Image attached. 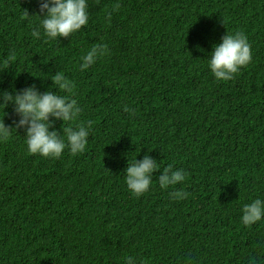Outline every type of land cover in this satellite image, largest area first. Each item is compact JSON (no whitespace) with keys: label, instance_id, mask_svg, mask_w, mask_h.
I'll return each mask as SVG.
<instances>
[{"label":"trees","instance_id":"obj_1","mask_svg":"<svg viewBox=\"0 0 264 264\" xmlns=\"http://www.w3.org/2000/svg\"><path fill=\"white\" fill-rule=\"evenodd\" d=\"M42 2L0 0V93L34 87L67 96L51 79L61 71L81 112L65 123L49 116V130L63 136L86 122L91 130L84 151L44 157L27 152L15 104L0 108L11 131L0 140V264H84L90 254L101 264H124L125 256L226 264L228 252L229 264H264V217L245 230L235 223L244 203L264 200V0H87L88 23L50 41L31 36L32 24L43 33L35 22L46 15ZM223 29L253 40L248 77L260 100L247 86L225 90L223 115L232 119L218 124L207 58ZM93 44L107 50L81 70ZM13 50L16 59L3 64ZM227 130L237 132L230 142ZM145 155L158 167L134 196L124 169ZM168 164L185 180L161 189ZM177 190L187 196L170 198Z\"/></svg>","mask_w":264,"mask_h":264},{"label":"clouds","instance_id":"obj_2","mask_svg":"<svg viewBox=\"0 0 264 264\" xmlns=\"http://www.w3.org/2000/svg\"><path fill=\"white\" fill-rule=\"evenodd\" d=\"M40 9L46 10V15L43 18L35 15L37 17L35 22H38V26L43 29L41 34L32 24L31 36L35 39L43 38L50 41L56 40L58 36H66V39L70 33L73 34L85 26L89 19L87 0H43L40 3ZM25 15L30 17L27 11ZM246 34L242 29H223L215 37L214 45L207 58L208 67L215 79H212L214 83L211 90L218 92V96L211 104L210 112L218 124L223 119H232L230 116L223 115L226 105L220 97L225 90L232 87L244 89L247 86L250 89V99L253 102L260 100L258 85L248 77L252 74L251 65L256 51L253 40L251 38L249 40ZM106 50L104 44H93L80 56L79 68L87 69L98 57L103 56ZM15 59L16 53L13 50L2 63L7 65L8 61ZM51 79L54 85L66 90L69 95L59 96L51 91L40 93L34 87L25 88L15 95H10L5 91L0 93V100H2L0 108L4 110L9 102L15 104V111L21 117L18 122L19 126L27 125L24 142L28 153H39L44 157H58L66 147L72 154L80 153L85 150L91 122L77 124L74 127H64L63 136H59L56 131L49 130L51 123L49 116L61 119L65 123L77 119L81 112L77 100L71 98L74 89L72 81L61 71L53 75ZM124 110L130 111L127 106ZM10 133V126L6 125L3 119L0 121V140L7 139ZM236 133L227 130L226 140L230 142ZM157 167L156 161L148 155L139 161L136 156L132 158L124 169V183L128 191L134 196L145 193L152 182L151 173ZM207 169H209L208 174L217 173L214 168L208 167ZM185 176L186 173L182 169L173 168L172 164H168L158 178L159 187L166 189L174 186L183 182ZM168 195L172 199H183L187 193L177 190L169 192ZM240 212L241 215L235 223L240 230H245L264 217V200L252 199L242 205ZM224 251L225 247L222 246V254ZM221 252L219 256L222 255ZM232 260V254L228 252L225 263L229 264ZM81 261L84 264H101L102 262L92 254L85 255ZM124 264H138V260L134 256H125Z\"/></svg>","mask_w":264,"mask_h":264},{"label":"rangeland","instance_id":"obj_3","mask_svg":"<svg viewBox=\"0 0 264 264\" xmlns=\"http://www.w3.org/2000/svg\"><path fill=\"white\" fill-rule=\"evenodd\" d=\"M227 226V225H226Z\"/></svg>","mask_w":264,"mask_h":264}]
</instances>
